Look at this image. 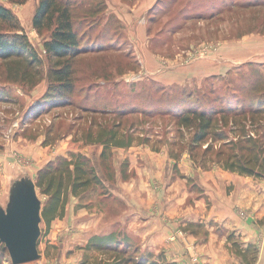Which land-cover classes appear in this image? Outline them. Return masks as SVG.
Returning a JSON list of instances; mask_svg holds the SVG:
<instances>
[{
  "label": "rangeland",
  "instance_id": "obj_1",
  "mask_svg": "<svg viewBox=\"0 0 264 264\" xmlns=\"http://www.w3.org/2000/svg\"><path fill=\"white\" fill-rule=\"evenodd\" d=\"M37 1L0 0L17 17L42 60L40 79L34 85L21 81L11 71V65L0 60V92L7 93L0 96V205L4 207L7 202L12 180L27 174L36 182L41 168L50 164L55 166L59 159H73L78 153L86 157L88 165L96 169L97 175L104 183L92 184V188H96H90L80 196L69 193L66 216L64 215L61 221H54L49 231H46V226L41 220V235L38 242L41 257L22 264H82L83 251L79 247L85 244L92 233L107 232L114 228L120 230L119 237L124 233L129 236L132 247L139 245L140 248L148 249L157 264H161L163 260L175 264L184 260L190 263L191 258L194 259L196 256L190 257L187 252L188 246H192L188 237L193 235L197 239H205L210 232H230L223 228L221 231L213 219L207 218L215 206L214 200H211L205 191L206 188L209 189L205 184H210L209 180L213 178L211 175L206 176L204 172L219 167L209 170L196 168L186 151L181 153L178 161L170 158L164 140L172 137L169 129L173 124L167 122V118L155 116L153 119L143 117L141 120L137 116L139 113H131L128 116L126 114L141 110L143 106L154 105L151 100L158 97L162 88L168 90V87L174 86L178 90H185V93L198 90L200 92L207 86L205 79L211 76L213 77L208 80V85L217 87L222 92L225 89L223 78L227 67L230 69L238 66L241 61L260 63L264 57L262 22L264 5L258 7L260 14L252 17V23L256 24L259 31L246 26V30L238 38L230 35L233 33L231 29L234 28L231 21L233 14L229 18L227 14L230 12L222 11L220 14L225 15L223 22H220L221 16L211 20V15L217 14L210 15L202 9L212 0H200L197 5L191 6V12L200 8L203 11L202 15H193L186 19L177 17L172 23H182L183 28L174 33H156L155 37L150 39L156 29L187 1L173 0L168 3V0H164L163 7L153 14L155 22L151 24L150 31L147 29V38L144 34L143 39H140L139 30L144 20L147 28L148 14L143 20L141 17L131 22L129 27L127 25L133 41L127 35L119 34L122 38H119L113 44L114 48L106 54L86 55L74 61L76 89L72 93L71 104L57 105L44 110L36 108L39 98L46 89L45 72L48 65L42 47L46 34L37 33L31 25ZM222 6L223 2H216L213 8L223 9L227 5L223 8ZM201 16L206 19L200 20ZM105 20L106 16L101 17V26L94 29L92 36L104 27ZM245 24V21L240 22L241 26ZM117 33L119 31L110 32L111 40L115 39ZM148 39L151 55L147 60L145 47ZM243 39L244 42L236 43L237 46L232 48L235 40ZM233 52H237L241 57L238 58L240 63L226 62L225 54ZM214 69L217 71L209 74V70ZM141 90H145L143 94L150 91L151 97L138 96V91ZM132 106L136 108L132 110ZM103 107L108 108L105 110L107 115L90 114L85 111ZM111 121H121L125 130L129 124L132 125V132L135 135L146 131L144 135L148 134L150 141L146 144H132L133 148L141 149H138L137 153L134 149L131 151L114 149L106 157H99L103 147L100 144L86 143L85 135L88 129L96 130L92 128L94 124L99 122L110 124ZM158 139H162L161 144L155 142ZM183 139L184 142L175 146L177 151L186 147L184 144L186 135ZM156 148L157 151L154 150ZM147 150L152 153H148ZM201 174L204 177H201ZM119 183L126 184L124 187L129 190L126 193L128 204L122 208L119 202L111 200L113 196L111 189ZM261 183H264L263 179ZM231 189H233L231 186H227V190ZM36 190L43 205L46 196L38 187ZM210 190L214 192L215 189ZM151 199L155 202L152 203ZM140 200H145L144 203L150 201L151 205L138 207L136 203ZM152 212L158 213L157 218L160 219L155 221L160 225L158 230L162 229L158 240L151 233L145 235L142 233L143 236L139 237L138 231L128 230L133 220L141 223V220H147L145 218L151 216ZM96 219L99 220L98 224L93 226L92 222L95 223ZM114 220L118 223L111 225ZM178 231L182 234H177ZM173 236L175 239L171 240ZM4 252L0 264H11L8 253ZM159 255L164 259L159 260ZM97 257L102 255L92 252L91 257L87 256L85 264H92Z\"/></svg>",
  "mask_w": 264,
  "mask_h": 264
},
{
  "label": "trees",
  "instance_id": "obj_2",
  "mask_svg": "<svg viewBox=\"0 0 264 264\" xmlns=\"http://www.w3.org/2000/svg\"><path fill=\"white\" fill-rule=\"evenodd\" d=\"M124 1L130 3L134 0ZM163 2L164 0H156L148 10V31L155 22L153 14L163 7ZM198 2L200 0H187L175 14L156 29L150 39L154 38L156 33H174L183 28L182 23H172L175 18L200 16L203 11L210 15L217 14V16H209L211 20L221 16L220 22H223L225 17L220 12L229 11L230 14H227L229 18L233 14L231 21L234 28L231 29L233 33L230 34L233 37L241 36L246 26L259 31L256 24L252 23V17L260 14L258 7L264 5V0H212L206 3L208 5H205L203 11L197 8V11L191 12V6L197 5ZM216 2H223L222 8L227 5L226 9L214 10ZM262 15L264 23V10ZM103 16H106L104 27L92 36L94 29L101 26L100 20ZM201 19L206 18L201 16ZM241 21H245L246 24L241 26ZM31 25L37 33L46 34L42 47L48 62L45 72L47 83L45 92L36 105V108L44 110L57 105H70L72 93L76 89L74 61L86 55L106 54L114 48L113 44L122 38L119 34L124 32L123 24L114 14L107 12L106 0H38ZM216 29L219 30L218 25ZM111 31H119L114 40L110 38ZM0 60L10 64L11 71L21 81L34 85L40 79L41 58L17 17L1 2ZM212 77L205 79L207 86L200 92L198 90V92L185 93V90H178L174 86L168 87V90L162 88L158 97L151 100L154 105L130 111L126 116L139 113L140 115L137 116L141 120L143 117L153 119L155 116L167 118V122L173 124L169 129L172 137L165 139L164 143L168 147V156L175 161H178L181 153L186 151L193 165L201 170L219 167L252 179H264V63L248 61L228 69L223 78L225 89L222 92L217 87L208 85V80ZM144 91H138V96L151 97L150 91L143 94ZM6 94L0 92V96ZM134 108L136 107H131L132 110ZM105 110L108 108L85 111L90 114L107 115ZM131 126L129 124L125 130L121 121H111L110 124L99 122L92 126L96 128L95 131L88 129L85 142L100 144L103 149L99 157H106L113 148H127L134 143L146 144L150 141L148 134L144 135L146 131L135 135ZM185 135L186 147L177 151L175 146L184 142ZM135 139L138 141L134 142ZM155 142L161 144L162 139ZM101 182L104 183L97 175L96 169L88 165L86 157L81 153L75 154V158L70 160L59 159L55 166L50 164L41 168L35 185L46 196L41 208V219L46 231H49L53 220L64 216L69 193L80 196L92 188V184L98 185ZM103 186L106 187L104 184ZM119 235L120 230L117 228L107 232L92 233L85 244L79 247L83 251L82 264L86 263L87 256L91 257L92 252L102 255L95 258L92 264H157L148 249L140 248L139 245L132 247L126 233L121 234V237ZM246 249L251 251V246L248 245ZM4 251L7 252L4 244L0 243V262ZM158 259L164 258H160L159 255ZM161 264L175 263L163 260Z\"/></svg>",
  "mask_w": 264,
  "mask_h": 264
},
{
  "label": "crops",
  "instance_id": "obj_3",
  "mask_svg": "<svg viewBox=\"0 0 264 264\" xmlns=\"http://www.w3.org/2000/svg\"><path fill=\"white\" fill-rule=\"evenodd\" d=\"M155 2L156 0H134L130 3L124 0H106L107 10L112 14L114 13L116 18L124 25L123 33L127 35L131 41L133 40L131 34L128 32L130 23L134 20H139L141 17L143 20V17L146 16L148 10ZM130 18L132 20H130ZM144 21L141 22L142 25L139 30L140 39H143L144 34L147 38V28L145 27L146 23ZM239 42H244V39L241 41L235 40L232 44V48L236 47L237 45L235 44ZM147 46L149 49V39L147 40L146 47ZM146 47L145 57L148 60L151 51L150 49H146ZM224 57L228 64L240 63L238 58L241 59L237 52L225 54ZM222 61H224V59H222ZM260 63H264V57ZM228 68L229 67H227V70ZM215 70L217 71V69L213 71L209 70V74H212ZM114 149L117 151L125 149L131 151L134 149L137 153V150L140 148L129 146L127 148H113L112 150ZM147 152L150 154L152 153L149 150H147ZM140 171L141 170H139V174ZM204 173L206 176L211 175L213 178L209 180L211 181L209 182L210 184H205L209 187V189L206 188L205 191L210 199L214 200L213 206H215V209L210 211L211 214H209L207 218L209 220L213 219L215 225H218L221 231L223 228L225 230H230V232H210L205 239H197L193 235L188 237L192 246H188L187 252H189L190 257H196L195 259L191 258L190 263L184 260L183 262H179V264H264V183H261L262 179H252L234 172L227 173L225 170L219 168H213L210 172ZM202 174L201 177H204ZM228 180H231V182ZM125 185L124 183H119L114 189H111V192H113L111 200H113V202H119L121 208L123 206L126 207L128 204L126 193H128L129 190L125 188ZM227 186H231L233 189L227 190ZM210 189L215 190L212 192ZM138 198H140V196H138ZM144 202L146 201L140 200L139 202L137 201L136 204L138 207L151 205L149 203L150 201H147L148 203ZM151 202L153 203L155 201L151 199ZM235 205L237 206L236 209L234 208ZM80 213L81 212H79V214ZM66 214L67 203L65 204L64 215L66 216ZM157 217L158 213L152 212V215L145 218L147 220H141V223H138L135 219L133 220L134 222L128 226V230L138 231L139 237L143 236L142 233L144 235L151 233L153 237L158 240L162 229L158 230L160 225H157L155 221H160V219ZM63 218L64 216L61 219L57 218L53 220L52 223L56 220L61 221ZM98 221L97 219L95 223L93 221V226H96ZM117 223L118 221L114 220L110 224L116 225ZM88 225L90 226L91 224L89 223ZM170 239L173 240L175 237H171ZM248 245L251 246V251L246 249ZM252 257H254V259Z\"/></svg>",
  "mask_w": 264,
  "mask_h": 264
},
{
  "label": "water",
  "instance_id": "obj_4",
  "mask_svg": "<svg viewBox=\"0 0 264 264\" xmlns=\"http://www.w3.org/2000/svg\"><path fill=\"white\" fill-rule=\"evenodd\" d=\"M42 202L27 174L11 181L5 206L0 205V243L11 264L38 260Z\"/></svg>",
  "mask_w": 264,
  "mask_h": 264
},
{
  "label": "built area",
  "instance_id": "obj_5",
  "mask_svg": "<svg viewBox=\"0 0 264 264\" xmlns=\"http://www.w3.org/2000/svg\"><path fill=\"white\" fill-rule=\"evenodd\" d=\"M177 234H180V235H181L182 233H181V231H178ZM173 237H175V236H173ZM194 259H195V258H194Z\"/></svg>",
  "mask_w": 264,
  "mask_h": 264
}]
</instances>
